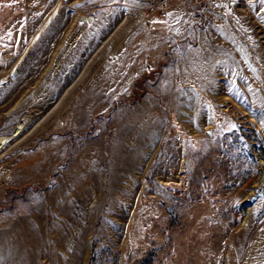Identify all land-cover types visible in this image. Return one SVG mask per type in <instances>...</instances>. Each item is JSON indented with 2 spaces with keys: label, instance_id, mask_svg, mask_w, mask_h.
<instances>
[{
  "label": "rangeland",
  "instance_id": "obj_1",
  "mask_svg": "<svg viewBox=\"0 0 264 264\" xmlns=\"http://www.w3.org/2000/svg\"><path fill=\"white\" fill-rule=\"evenodd\" d=\"M57 4L0 52V264H264V0L0 24Z\"/></svg>",
  "mask_w": 264,
  "mask_h": 264
},
{
  "label": "crops",
  "instance_id": "obj_2",
  "mask_svg": "<svg viewBox=\"0 0 264 264\" xmlns=\"http://www.w3.org/2000/svg\"><path fill=\"white\" fill-rule=\"evenodd\" d=\"M27 12L19 13L15 18H12L11 22H3L0 24V52L1 54H4L6 45H10L13 47L14 50L17 49L18 46L22 45L23 50L18 49V55L17 62L24 56L23 54L29 50L27 47L30 45L32 40L34 39L36 33L34 36H31V34L27 33L29 29H32L30 26L19 25L20 22H18L17 19L21 18L23 19L27 17ZM35 21V20H34ZM27 26V27H26ZM27 37H31L30 40H26ZM13 41V42H12ZM22 41V42H21ZM32 46V45H31ZM30 46V47H31ZM4 61V59H2Z\"/></svg>",
  "mask_w": 264,
  "mask_h": 264
},
{
  "label": "bare ground",
  "instance_id": "obj_3",
  "mask_svg": "<svg viewBox=\"0 0 264 264\" xmlns=\"http://www.w3.org/2000/svg\"><path fill=\"white\" fill-rule=\"evenodd\" d=\"M59 8H60V5L59 4H57L55 7H54V9L51 11V13L48 15V17L45 19V21L43 22V24L41 25V27L39 28V30L37 31V33H36V35H35V37H34V39L32 40V42L30 43V45L27 47V49L28 48H30V46L34 43V41L38 38V36L40 35V34H42V32L44 31V29L45 28H47V26H48V24L52 21V19L54 18V16L57 14V12H58V10H59ZM4 79L5 78H1L0 79V84L2 83V82H4ZM1 141V140H0ZM0 145H1V142H0ZM6 236H7V234H6ZM6 236H4V237H6ZM9 238V237H8ZM3 240H4V238H3ZM7 240V239H6ZM9 242H11V240L9 241ZM4 243V242H3ZM13 242H11V244H12ZM9 245V244H8ZM1 246V245H0ZM4 246V245H3ZM2 246V247H3ZM6 247H7V245H6ZM10 247V246H9ZM24 247V246H23ZM2 249V248H1ZM9 249V248H8ZM18 249V248H17ZM11 250V249H10ZM10 250H8L9 252H10ZM19 250V249H18ZM7 251V252H8ZM12 252V251H11ZM16 252V251H15ZM5 253H6V251H5ZM11 254H14V253H11ZM17 254V253H16ZM11 256V255H10ZM6 257H8V256H6ZM11 258H12V256H11ZM14 259V258H13ZM30 260V259H29Z\"/></svg>",
  "mask_w": 264,
  "mask_h": 264
},
{
  "label": "built area",
  "instance_id": "obj_4",
  "mask_svg": "<svg viewBox=\"0 0 264 264\" xmlns=\"http://www.w3.org/2000/svg\"><path fill=\"white\" fill-rule=\"evenodd\" d=\"M154 9L156 10V8H153V9H151V11L154 10ZM160 16L164 17L165 16V13H162Z\"/></svg>",
  "mask_w": 264,
  "mask_h": 264
},
{
  "label": "water",
  "instance_id": "obj_5",
  "mask_svg": "<svg viewBox=\"0 0 264 264\" xmlns=\"http://www.w3.org/2000/svg\"><path fill=\"white\" fill-rule=\"evenodd\" d=\"M92 21V19L91 18H88V22H91Z\"/></svg>",
  "mask_w": 264,
  "mask_h": 264
}]
</instances>
